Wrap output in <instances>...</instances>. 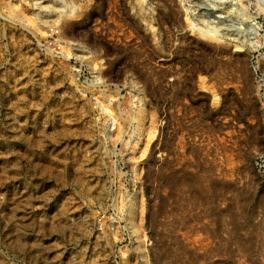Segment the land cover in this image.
<instances>
[{
    "label": "rangeland",
    "instance_id": "obj_1",
    "mask_svg": "<svg viewBox=\"0 0 264 264\" xmlns=\"http://www.w3.org/2000/svg\"><path fill=\"white\" fill-rule=\"evenodd\" d=\"M0 264H264V0H0Z\"/></svg>",
    "mask_w": 264,
    "mask_h": 264
}]
</instances>
